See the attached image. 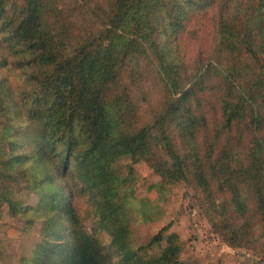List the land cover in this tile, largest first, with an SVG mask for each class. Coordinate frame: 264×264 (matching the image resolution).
I'll list each match as a JSON object with an SVG mask.
<instances>
[{"label":"trees","instance_id":"16d2710c","mask_svg":"<svg viewBox=\"0 0 264 264\" xmlns=\"http://www.w3.org/2000/svg\"><path fill=\"white\" fill-rule=\"evenodd\" d=\"M140 161L264 264V0H0V219L42 221L28 264H180L170 224L131 246Z\"/></svg>","mask_w":264,"mask_h":264},{"label":"rangeland","instance_id":"374dc122","mask_svg":"<svg viewBox=\"0 0 264 264\" xmlns=\"http://www.w3.org/2000/svg\"><path fill=\"white\" fill-rule=\"evenodd\" d=\"M190 45L191 50L197 49L194 42L190 41ZM130 164L129 157H122L116 168L125 175ZM134 167L135 205L129 209L132 247L146 244L163 226L170 224L171 231L178 233L184 242L180 264H263L258 248V252L252 248H233L223 242L202 212L197 193L191 186L181 182L166 186L163 191L161 177L145 161ZM14 196L26 205L35 206L39 201L36 194L20 184ZM144 205L151 208L153 220L146 221L140 215L139 209ZM6 210L0 219V264H28L33 249L41 240L42 221L36 219L34 226L24 231L27 218L10 216ZM165 245L166 241H163L142 253L144 256L158 255Z\"/></svg>","mask_w":264,"mask_h":264}]
</instances>
